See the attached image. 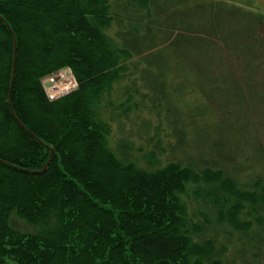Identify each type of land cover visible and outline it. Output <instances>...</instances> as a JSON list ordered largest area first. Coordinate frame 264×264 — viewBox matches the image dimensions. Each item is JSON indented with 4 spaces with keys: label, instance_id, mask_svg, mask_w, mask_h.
Segmentation results:
<instances>
[{
    "label": "trees",
    "instance_id": "obj_1",
    "mask_svg": "<svg viewBox=\"0 0 264 264\" xmlns=\"http://www.w3.org/2000/svg\"><path fill=\"white\" fill-rule=\"evenodd\" d=\"M112 9L110 0H0V264H225L213 239L195 240L202 232L190 226L183 196L198 187L220 223L245 235L256 224L257 237L264 189L238 188L222 169L149 170L116 155L96 112L132 56L105 32ZM62 68L77 88L50 101L42 80ZM52 150L48 169L35 173ZM14 216L36 231L16 228Z\"/></svg>",
    "mask_w": 264,
    "mask_h": 264
},
{
    "label": "rangeland",
    "instance_id": "obj_2",
    "mask_svg": "<svg viewBox=\"0 0 264 264\" xmlns=\"http://www.w3.org/2000/svg\"><path fill=\"white\" fill-rule=\"evenodd\" d=\"M127 1L110 0L116 21L105 30L132 53L96 108L111 126L110 147L145 169L211 167L238 188L264 189V0H149L148 11ZM195 189L183 196L190 226L202 232L195 240L213 239L225 264H264V230L256 237V224L245 235L220 223Z\"/></svg>",
    "mask_w": 264,
    "mask_h": 264
},
{
    "label": "built area",
    "instance_id": "obj_3",
    "mask_svg": "<svg viewBox=\"0 0 264 264\" xmlns=\"http://www.w3.org/2000/svg\"><path fill=\"white\" fill-rule=\"evenodd\" d=\"M46 96L50 101L71 93L77 88V80L70 68H62L42 80Z\"/></svg>",
    "mask_w": 264,
    "mask_h": 264
},
{
    "label": "water",
    "instance_id": "obj_4",
    "mask_svg": "<svg viewBox=\"0 0 264 264\" xmlns=\"http://www.w3.org/2000/svg\"><path fill=\"white\" fill-rule=\"evenodd\" d=\"M16 54H17V51H16V48H15V53H14V62H13V76H12V80H11V86H10V90H9V106H11V94H12V88H13V84H14V75H15V69H16ZM14 115V114H13ZM15 119L17 120V122L20 124V126L24 127L23 124L16 118V116L14 115ZM53 154H54V151L52 150V153H51V156L46 164V166L44 167V169L42 171H37L35 173H44L48 167H49V164L52 160V157H53Z\"/></svg>",
    "mask_w": 264,
    "mask_h": 264
}]
</instances>
